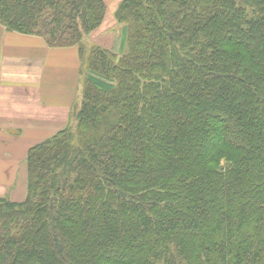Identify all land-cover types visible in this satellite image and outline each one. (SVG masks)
<instances>
[{"label": "trees", "instance_id": "16d2710c", "mask_svg": "<svg viewBox=\"0 0 264 264\" xmlns=\"http://www.w3.org/2000/svg\"><path fill=\"white\" fill-rule=\"evenodd\" d=\"M106 12L0 0L86 71L77 124L0 196V264H264V0H121V53L87 41Z\"/></svg>", "mask_w": 264, "mask_h": 264}, {"label": "crops", "instance_id": "0c3cea01", "mask_svg": "<svg viewBox=\"0 0 264 264\" xmlns=\"http://www.w3.org/2000/svg\"><path fill=\"white\" fill-rule=\"evenodd\" d=\"M105 2L106 18L87 41L119 52L125 30L111 29L121 0ZM83 77L78 46L50 47L42 36L0 24V196L25 199L28 150L70 124Z\"/></svg>", "mask_w": 264, "mask_h": 264}, {"label": "rangeland", "instance_id": "374dc122", "mask_svg": "<svg viewBox=\"0 0 264 264\" xmlns=\"http://www.w3.org/2000/svg\"><path fill=\"white\" fill-rule=\"evenodd\" d=\"M105 1V0H104ZM106 3V2H105ZM107 5V4H106ZM113 15H114V13H113ZM124 27H125V25L124 24H117L115 27H112V29H111V31H113V32H116L119 36H121L122 35V33H123V30H124ZM122 32V33H121ZM121 33V34H120ZM122 38V37H121ZM124 38H125V35H123V40H124ZM89 45V44H88ZM124 49H125V47H124ZM123 49V50H124ZM123 50L121 51L120 49H118V51H119V53H121V52H123ZM85 72V73H84ZM84 77H83V79H82V87H81V91H80V94H79V98H78V101H77V106L79 105L80 106V104H81V102H82V94H83V85H84V80H85V75H86V71L84 70ZM70 124H72L73 125V127L77 124V119H76V115H75V118H72L71 119V122H70ZM33 146H35V145H33ZM32 146V147H33ZM31 149V148H30ZM29 149V150H30ZM29 150H28V152H29ZM27 156H28V154H27ZM2 197H5V198H9V193L7 194V195H5V196H2ZM14 199H15V196H14Z\"/></svg>", "mask_w": 264, "mask_h": 264}]
</instances>
